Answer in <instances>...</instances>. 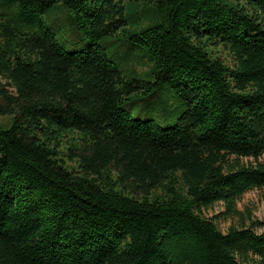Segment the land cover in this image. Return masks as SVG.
Listing matches in <instances>:
<instances>
[{"label": "trees", "instance_id": "obj_1", "mask_svg": "<svg viewBox=\"0 0 264 264\" xmlns=\"http://www.w3.org/2000/svg\"><path fill=\"white\" fill-rule=\"evenodd\" d=\"M255 189L264 0H0V264H264Z\"/></svg>", "mask_w": 264, "mask_h": 264}, {"label": "rangeland", "instance_id": "obj_2", "mask_svg": "<svg viewBox=\"0 0 264 264\" xmlns=\"http://www.w3.org/2000/svg\"><path fill=\"white\" fill-rule=\"evenodd\" d=\"M67 26L61 28V31H66ZM69 29V28H68ZM70 38V37H69ZM67 48L73 49L69 44H65ZM240 210L244 211L246 208H250L253 211L254 217L259 220H264V201L262 199V194L259 190L255 189L252 191L247 192L241 201L238 204ZM223 210L222 205H216L214 208L210 209L207 213L209 216H214L218 212ZM231 221L221 219L220 225L221 227L226 230L229 226ZM259 232L264 231V226L257 228Z\"/></svg>", "mask_w": 264, "mask_h": 264}]
</instances>
